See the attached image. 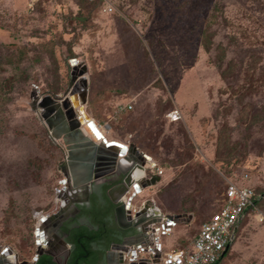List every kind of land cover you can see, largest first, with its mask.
I'll use <instances>...</instances> for the list:
<instances>
[{
  "label": "rangeland",
  "instance_id": "rangeland-1",
  "mask_svg": "<svg viewBox=\"0 0 264 264\" xmlns=\"http://www.w3.org/2000/svg\"><path fill=\"white\" fill-rule=\"evenodd\" d=\"M83 65L80 135L130 144L145 178L161 171L132 204L182 216L185 248L238 181L261 200L218 264H264V0H0V247L22 248L65 203L67 152L41 104Z\"/></svg>",
  "mask_w": 264,
  "mask_h": 264
},
{
  "label": "flooded vegetation",
  "instance_id": "flooded-vegetation-1",
  "mask_svg": "<svg viewBox=\"0 0 264 264\" xmlns=\"http://www.w3.org/2000/svg\"><path fill=\"white\" fill-rule=\"evenodd\" d=\"M126 159L125 162L116 160L115 166L111 157L99 162L96 170L100 177L90 188L80 189L60 206L56 214L62 220L57 218L43 235L36 234L33 240L23 241L22 248L0 247V264H93L103 240L123 233L114 225L110 206L117 192L111 191L132 170V158ZM99 232L100 237L95 238ZM108 259L111 261V255Z\"/></svg>",
  "mask_w": 264,
  "mask_h": 264
},
{
  "label": "water",
  "instance_id": "water-1",
  "mask_svg": "<svg viewBox=\"0 0 264 264\" xmlns=\"http://www.w3.org/2000/svg\"><path fill=\"white\" fill-rule=\"evenodd\" d=\"M82 67L83 69L80 72H73L71 74V80L69 83V88H72L71 91L63 96H54V99L46 98L43 101V104H41V107H44L46 111V113H41V116L44 120H46L47 124L51 126L50 131L52 132L53 139L56 140L61 138L66 146L67 154L65 157V162L62 163V170L67 178V181L70 183L71 187L74 190H77L79 188L87 189L92 186L93 181L100 177L96 170L98 167L97 164L104 158L111 157V160L113 162L112 164H114L115 166L118 154L123 155L120 146L117 144H108L105 140L103 142L95 144L94 142H92V140H89L86 135H80V131L82 134L84 133L79 128L80 124L74 118V109L69 98L75 99L77 97L79 100L78 104L82 107L86 103L87 79L85 77V74L87 71L84 65ZM77 79H79L80 82V89L76 84ZM31 109L36 112L35 104H32ZM50 122H52V124ZM98 136V139L101 140V135L99 133ZM133 154L136 155V159H133L131 161L132 170L130 171L124 182L115 187L116 190H112L111 192L117 191L116 197L112 198V201L116 206V217L120 220L121 217L125 215V213L127 215L128 222L126 223V226L121 227L125 230L131 228L132 230L138 232L139 225L144 221H149L148 219H144V210L147 208V202L135 207L132 204V201L136 193L130 194L129 189L133 187L135 189V192L138 193L140 192V186H150L151 183L149 184V182L144 181L145 176H143V179H140V181H137L135 179L136 171L144 173V168L141 165L143 164V154H136L135 152ZM139 162L141 163L139 164ZM127 194H130L131 196L128 199L124 198L126 200H120V198L126 197ZM60 217L61 215L59 216V213L53 214L52 216H43L41 219L42 222L48 221V224L42 227V230L38 234L43 235L48 227L51 226V223H55V220L57 218V221L62 220V218ZM167 218L176 221L182 218V216H167ZM149 224H161V219L152 220L151 222H148V225ZM138 233L135 234L136 237H139L142 232L139 233L140 235H138ZM132 235L133 234L125 232L114 238L115 241L113 242V246H111V251H119L116 264H145V261L143 259L138 260V262L127 261L129 257L127 250V246L129 244L127 241L129 238L135 236ZM109 256L110 252L106 253L105 258L108 263L110 261L108 259Z\"/></svg>",
  "mask_w": 264,
  "mask_h": 264
},
{
  "label": "built area",
  "instance_id": "built-area-1",
  "mask_svg": "<svg viewBox=\"0 0 264 264\" xmlns=\"http://www.w3.org/2000/svg\"><path fill=\"white\" fill-rule=\"evenodd\" d=\"M131 109L132 106L128 105L125 108H118L116 113ZM181 118L178 110H172L168 114L170 122H177ZM156 173H161L159 168L156 169ZM259 199L261 195L256 194L248 186H242L238 181L227 180L219 211L200 225L198 234L190 246L164 253L159 264H217L226 253V249L228 250L234 243L236 230L244 220L246 211ZM159 228H162V224ZM143 253L139 248L132 249L128 251L127 261L138 262L142 259Z\"/></svg>",
  "mask_w": 264,
  "mask_h": 264
},
{
  "label": "crops",
  "instance_id": "crops-1",
  "mask_svg": "<svg viewBox=\"0 0 264 264\" xmlns=\"http://www.w3.org/2000/svg\"><path fill=\"white\" fill-rule=\"evenodd\" d=\"M121 108H125V107H121ZM125 145L126 144H124L123 146H120V149H121V152L123 153V155L118 154V156L116 158L117 161L125 162V160L127 161V159H126L127 157L132 158L131 161L133 159H136V155L133 154L134 152L136 154L137 153L143 154L141 152H138V150L136 148L131 147L130 144L126 145V146ZM128 146H130V148ZM127 147H128V149H127ZM65 148H66V146H65ZM132 151H133V153H132ZM142 158H143V161H142L143 164H141V165L145 169L144 161L147 162V161H151V160L149 157L145 156L144 154H143ZM140 163L141 162H139V164ZM149 164H151V163H149ZM61 167H62V164H61ZM160 174H157L154 172L153 175L144 178L145 179L144 181L149 182V184L151 183L150 185H154L159 181V179H160L159 175ZM140 175L145 176L142 173H140ZM66 182H68V181L63 180V184H66ZM68 187H69V190H67V193H65L66 187L63 188L64 193L62 194V200L64 202H66V199L69 196H72L73 194L77 193L80 190V188L77 190H74L70 184L68 185ZM139 190H141V187L139 188ZM129 191L131 194L135 193V189L133 187L130 188ZM130 196L131 195L129 194L126 197L120 198V200H126ZM124 198H126V199H124ZM145 202H147L146 203L147 208L144 210V217H145L144 219H148L149 221H144L142 224L139 225V227H138L139 231L138 232L139 233L142 232L141 235L138 232H136L135 230H132L131 228L128 230H125L121 227V226H126V223L128 222L127 215L125 213V215L123 217H121V219L119 220L114 213V208L116 206L113 203V201H112L113 204L110 206V208H111L110 214L112 215V220L114 222V225H116L115 227L120 228L123 231V233L128 232L129 234H133L132 236H134L137 233H138V235H140L139 237L138 236L136 237V235H135L134 237H131L128 239L127 242L130 246L129 245L127 246V250L132 251V249L139 248V250H143V252H144L141 255V258L145 261V264H159L161 256L164 253L184 249V248H180V247L176 246V244L179 241H181L182 237H184L183 231L181 228H177L179 225V221H180L179 219L174 221V220L167 218V216H173L174 217L175 215H164L161 212L159 213L158 209L155 208L153 206V204H151V203L149 204L148 201H141L137 206H140L141 204H145ZM61 205H63V204H61ZM151 217H152V219H151ZM158 219H161L162 228L164 230L162 228L161 229L159 228L161 224H149L148 225V222H151L152 220H158ZM198 231H199V229H198ZM120 234H118L117 236H119ZM197 234H198V232H197ZM196 235H195V237H196ZM115 237H113L111 239L106 238V240H103V242L100 244V246L98 248L99 251L96 252V256H95V260H94L95 263L104 264V262H106V264H116L119 251H111V246H113V242L115 241V239H114ZM107 252H110V255H111V261H109V263L106 260L105 254H104ZM94 262H93V264H94Z\"/></svg>",
  "mask_w": 264,
  "mask_h": 264
},
{
  "label": "trees",
  "instance_id": "trees-1",
  "mask_svg": "<svg viewBox=\"0 0 264 264\" xmlns=\"http://www.w3.org/2000/svg\"><path fill=\"white\" fill-rule=\"evenodd\" d=\"M203 43L205 44V47L207 48L208 47V42H207V36L205 35L204 36V38H203ZM227 72V70H221V76H223V77H225L226 76V73ZM259 200H261V199H259ZM258 201V200H257ZM257 201H255L254 202V205H256V202ZM254 207V206H253ZM220 208V207H219ZM250 208H252V207H250ZM255 208V207H254ZM219 211V209L217 210V211H214L212 214H210V216L208 217V219L213 215V214H215L216 212H218ZM207 219V220H208ZM100 237V232L98 233V235H97V233H96V235H95V238H99ZM230 249V248H229ZM228 249V250H229ZM228 250L226 251V253L223 255V257L220 259V260H223V258L226 256V254H227V252H228ZM219 260V261H220ZM219 263V262H218ZM217 263V264H218Z\"/></svg>",
  "mask_w": 264,
  "mask_h": 264
},
{
  "label": "bare ground",
  "instance_id": "bare-ground-1",
  "mask_svg": "<svg viewBox=\"0 0 264 264\" xmlns=\"http://www.w3.org/2000/svg\"><path fill=\"white\" fill-rule=\"evenodd\" d=\"M81 115H82V117L81 118H83L84 119V121L85 122H87V123H89V125L90 126H92L93 125V123H92V121H88L87 120V117L84 115V113H83V109L81 110ZM82 119V120H83ZM97 127V126H96ZM92 128V127H91ZM98 129V128H97ZM97 131V130H96ZM140 173H142V172H139V171H136L135 172V179L137 180V181H140V179L142 178L143 179V175H140ZM142 174H144V173H142ZM141 191V190H140ZM136 193V192H135ZM139 193V192H138Z\"/></svg>",
  "mask_w": 264,
  "mask_h": 264
}]
</instances>
